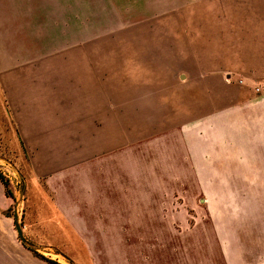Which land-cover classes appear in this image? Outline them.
<instances>
[{
    "label": "rangeland",
    "instance_id": "374dc122",
    "mask_svg": "<svg viewBox=\"0 0 264 264\" xmlns=\"http://www.w3.org/2000/svg\"><path fill=\"white\" fill-rule=\"evenodd\" d=\"M210 4L0 0L10 18L0 37V170L15 188L22 181L21 226L37 202L39 252L62 264H146L149 242L154 264H225L195 174L149 102L161 95L151 92L159 72L209 39Z\"/></svg>",
    "mask_w": 264,
    "mask_h": 264
},
{
    "label": "crops",
    "instance_id": "0c3cea01",
    "mask_svg": "<svg viewBox=\"0 0 264 264\" xmlns=\"http://www.w3.org/2000/svg\"><path fill=\"white\" fill-rule=\"evenodd\" d=\"M210 7L209 39L193 54L182 51V64L172 71L159 72L149 91L161 95L149 102L165 112L178 141L171 149L185 158L184 171L195 174L225 264H264V0H211ZM9 20L0 13L5 39ZM11 203L0 180V264H53L31 243L39 238L30 218L36 200L29 203L23 242ZM152 227L146 224L147 236ZM144 251L146 264H154V246L148 242Z\"/></svg>",
    "mask_w": 264,
    "mask_h": 264
},
{
    "label": "built area",
    "instance_id": "2783aa9c",
    "mask_svg": "<svg viewBox=\"0 0 264 264\" xmlns=\"http://www.w3.org/2000/svg\"><path fill=\"white\" fill-rule=\"evenodd\" d=\"M7 170V169H6ZM8 173H5V171L0 170V172L4 175L5 178L8 180V187L10 188L12 195L10 196L12 198V203L10 205L9 209V214L14 220V227H15V222H21L23 212H24V196L22 193V181L17 180L19 183V189L15 188L11 182V176L9 175V170H7Z\"/></svg>",
    "mask_w": 264,
    "mask_h": 264
},
{
    "label": "trees",
    "instance_id": "16d2710c",
    "mask_svg": "<svg viewBox=\"0 0 264 264\" xmlns=\"http://www.w3.org/2000/svg\"><path fill=\"white\" fill-rule=\"evenodd\" d=\"M0 180L4 183L5 187H6V193L11 196L12 195V192L10 190V188L8 187V180L7 178L4 177V175L0 172ZM40 256L46 260H48L49 262L53 263V264H62L61 262L57 261L56 259H53V258H49V257H46L42 254H40Z\"/></svg>",
    "mask_w": 264,
    "mask_h": 264
},
{
    "label": "water",
    "instance_id": "95a60500",
    "mask_svg": "<svg viewBox=\"0 0 264 264\" xmlns=\"http://www.w3.org/2000/svg\"><path fill=\"white\" fill-rule=\"evenodd\" d=\"M15 229H16L18 235L20 236V238H21L23 241H26V238H25L24 233H23L22 226H21V224H20L18 221L15 222Z\"/></svg>",
    "mask_w": 264,
    "mask_h": 264
},
{
    "label": "bare ground",
    "instance_id": "6f19581e",
    "mask_svg": "<svg viewBox=\"0 0 264 264\" xmlns=\"http://www.w3.org/2000/svg\"><path fill=\"white\" fill-rule=\"evenodd\" d=\"M56 255H58V254H56Z\"/></svg>",
    "mask_w": 264,
    "mask_h": 264
}]
</instances>
